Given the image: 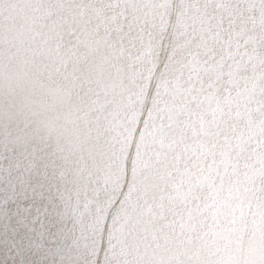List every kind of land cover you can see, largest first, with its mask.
Masks as SVG:
<instances>
[{
	"label": "clouds",
	"instance_id": "obj_1",
	"mask_svg": "<svg viewBox=\"0 0 264 264\" xmlns=\"http://www.w3.org/2000/svg\"><path fill=\"white\" fill-rule=\"evenodd\" d=\"M0 264H264V0H0Z\"/></svg>",
	"mask_w": 264,
	"mask_h": 264
}]
</instances>
